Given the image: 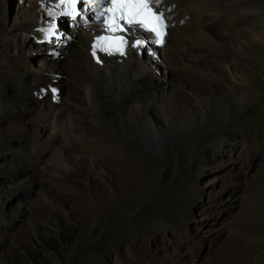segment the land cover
I'll return each instance as SVG.
<instances>
[{"label": "rangeland", "instance_id": "rangeland-1", "mask_svg": "<svg viewBox=\"0 0 264 264\" xmlns=\"http://www.w3.org/2000/svg\"><path fill=\"white\" fill-rule=\"evenodd\" d=\"M40 4L1 0L0 264H264V56L255 62L235 29L263 14L264 0L221 20L195 17L170 61L144 49L136 75L146 86L138 95L152 100L147 115L117 90L92 106L68 62L80 51L44 60L54 51L21 32ZM262 20L258 30L245 24L242 38L264 35ZM53 26L59 42L76 38L71 21ZM39 74L62 91L52 107L58 127L48 107L42 113L52 92L28 95L27 81ZM246 141L258 149L243 160L222 149ZM233 165L242 181L228 203ZM225 219L227 238L211 256Z\"/></svg>", "mask_w": 264, "mask_h": 264}, {"label": "bare ground", "instance_id": "bare-ground-1", "mask_svg": "<svg viewBox=\"0 0 264 264\" xmlns=\"http://www.w3.org/2000/svg\"><path fill=\"white\" fill-rule=\"evenodd\" d=\"M151 2L155 6H157L159 12L163 14L164 18L166 19L167 30H168L167 41L163 43L161 47L150 48V50L149 47L146 48V50H148V52L150 53V54L148 53L149 56H151V58L153 57L154 60L156 61L158 60L160 62L170 61L169 60L170 57L168 56V54L173 55V53L176 52L182 53L184 51L183 49L184 47H186L185 45L187 43H185L184 40L183 41L181 40V37L184 35L183 30L185 29L186 25L192 22V20L195 21L194 19L195 17H201L204 15L207 16L208 14L216 17L218 20H221L223 18V12H231L232 10H244V9L252 10L257 6V0H243L239 3H233V4H227L229 0H151ZM54 4H55L54 0L53 1L41 0V4H40L41 6H39L38 10L29 15L27 14L25 22H23L24 29L21 30V32H23L24 39L28 38L29 36L36 37L37 39L42 41L41 44L42 48H49L51 51H54V53H52L53 56H51L50 54L45 55L46 57L44 60L46 61L47 59L49 60L55 59L56 58V55H54L55 53H67L68 51L70 52V50L80 51L81 52L80 54H75L72 56L73 62L69 60L68 62H70L71 65L76 69L79 80L81 82L87 83L86 91L90 97L89 99L92 102V106H95L97 104L98 95L100 93L107 94L114 90H117L119 91L121 96H126L130 98V100L132 101L131 105L135 104L134 109L137 112H141L147 115L151 110L152 100L151 97H149V95L146 93L145 94L142 93L138 95V92L142 90L144 91L146 86L144 81L140 79L139 75H136L137 70H139V66L142 65V62H140V56L142 52H140V50L132 51L129 54H127L121 61L117 60L114 57H100L99 63L96 64L95 61H93L90 56V49H91L90 42L92 41V38L95 36L92 35V33L96 34L97 27L96 26L82 27L81 26L82 22H89L87 16H84V14L82 13L83 17H79V18L70 17L64 12H62L59 8L55 7ZM2 7L3 6L1 5V0H0V9ZM254 13L251 16H249L248 20L247 19L245 20V18H243V20L240 21V19L238 18L240 22H238L239 24H237L236 27L235 26L234 27L236 30H238V32L236 33L237 37H240L241 38L240 40L244 41L243 45L247 49H254V51L256 50V52L253 53L254 54L253 60H255L256 62L258 58L264 56V47H262L264 42H260L261 37L264 39V35L252 36L253 34H251V36H248L246 34V38H242V36L245 37V33L243 31V27L245 26V24L250 23V25H252L254 29L258 30L260 23V21L258 20L263 19L262 21H264V13L261 14L260 16L257 13L256 14ZM79 19H81L82 22H80ZM54 21H59V22L71 21L72 28L77 31V32L75 31L76 33L74 32L75 33L74 36H76V38H73L71 40V43L69 41V44L67 43L68 46L56 40L55 28H53L52 34H49V29L53 27ZM42 26H45L44 30H41ZM172 30H173V34H172L173 36L171 37ZM18 31L20 30L12 31V33L17 38L19 37ZM217 47H219V45ZM159 50L165 51V53H167L166 56L163 55L164 57H162L159 54V52H157ZM44 75L45 76H40L39 74L40 76L39 79L36 77H32L29 81H27L28 95H31L33 93L37 94L36 92H39L40 95L44 94L45 91L52 92L54 101L43 102L42 113L43 111H45L46 107L52 110V112H50L49 110V113L48 112L47 114L45 113L46 114L45 117L53 122V126L58 127L59 116L58 117L56 116L57 117L56 118L53 115L54 113L53 111H55V108L53 109L52 107L54 103L55 104L58 103L59 99L61 98L60 96L62 91L51 85L52 79L49 77V75L47 74ZM134 76L137 77L134 78ZM25 98L27 99L28 96H25ZM61 122L63 123V121ZM148 125L149 124L147 122V127ZM261 144L263 143L260 142V145ZM222 149L223 150L227 149L228 156L239 154L240 158L243 160L250 154L251 150L258 149V147L246 141L242 143L238 142L234 146L224 145ZM2 154H0V163L3 162V158L1 156ZM22 154L24 155L23 152ZM226 170H228L229 173L231 174V178H230V182L225 183L223 190L226 201L230 203L231 202L230 198L234 195V193L238 191L239 184L242 181V176L237 174L239 171V168L237 166L228 167L226 168ZM218 226L216 227V230L214 232L215 238L211 239L209 243L210 244L209 250L211 256H217L215 255V252L219 243L227 238L225 227L228 226V220L225 219V221L219 223ZM246 240H247L246 242L248 248H253L254 246L257 245L258 242V240L254 236L253 238L247 237ZM202 248H204V246ZM192 252L193 254H197L199 258L201 257L199 249H196L195 251L193 250ZM174 264H179V263L176 260H174Z\"/></svg>", "mask_w": 264, "mask_h": 264}, {"label": "snow or ice", "instance_id": "snow-or-ice-1", "mask_svg": "<svg viewBox=\"0 0 264 264\" xmlns=\"http://www.w3.org/2000/svg\"><path fill=\"white\" fill-rule=\"evenodd\" d=\"M150 2L151 0H111V6L105 8V11L111 14L105 19L108 30L113 33L127 31L121 24V21L126 25H139L146 31L155 34L156 43L163 44L167 25L163 18V14H158L154 11L153 8L150 7ZM61 3L70 6L73 16L79 14L76 10L77 0H61ZM54 27L55 26L49 29V34H52ZM127 43L128 41L123 35L102 36L97 43L93 45V55H96L95 49L101 45H104V51H115L123 55ZM133 46H144V40H136Z\"/></svg>", "mask_w": 264, "mask_h": 264}]
</instances>
